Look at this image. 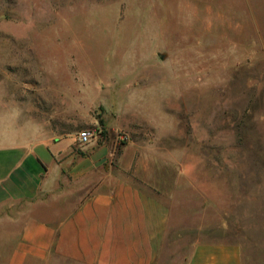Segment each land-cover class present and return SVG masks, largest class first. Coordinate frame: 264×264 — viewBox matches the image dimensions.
Segmentation results:
<instances>
[{
    "label": "rangeland",
    "instance_id": "obj_1",
    "mask_svg": "<svg viewBox=\"0 0 264 264\" xmlns=\"http://www.w3.org/2000/svg\"><path fill=\"white\" fill-rule=\"evenodd\" d=\"M84 128L132 138V177L168 184L155 264L196 238L264 264V0H0V143Z\"/></svg>",
    "mask_w": 264,
    "mask_h": 264
},
{
    "label": "crops",
    "instance_id": "obj_2",
    "mask_svg": "<svg viewBox=\"0 0 264 264\" xmlns=\"http://www.w3.org/2000/svg\"><path fill=\"white\" fill-rule=\"evenodd\" d=\"M20 136L0 143V209L11 221L0 228L16 234L2 245V264L157 262L176 200L164 195L167 183L132 177L144 164L132 138L118 145L101 132L87 143L78 131ZM181 264H242L240 247L196 238Z\"/></svg>",
    "mask_w": 264,
    "mask_h": 264
},
{
    "label": "built area",
    "instance_id": "obj_3",
    "mask_svg": "<svg viewBox=\"0 0 264 264\" xmlns=\"http://www.w3.org/2000/svg\"><path fill=\"white\" fill-rule=\"evenodd\" d=\"M100 129H90V128H84L78 131V140L81 143H87L91 140L92 136L100 133Z\"/></svg>",
    "mask_w": 264,
    "mask_h": 264
}]
</instances>
